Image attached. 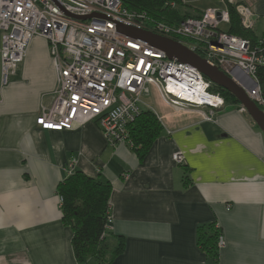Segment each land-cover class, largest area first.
Returning a JSON list of instances; mask_svg holds the SVG:
<instances>
[{
    "label": "crops",
    "instance_id": "0c3cea01",
    "mask_svg": "<svg viewBox=\"0 0 264 264\" xmlns=\"http://www.w3.org/2000/svg\"><path fill=\"white\" fill-rule=\"evenodd\" d=\"M237 2L252 10L261 38L264 0ZM185 4L200 10L190 17L222 7L220 0ZM56 90L48 43L36 37L0 93V264H100L77 260L62 219L57 186L72 156L75 170L112 187L105 237L112 249L104 242L101 264H264V136L238 107L212 114L174 108L161 93L162 109L143 99L163 132L140 160L128 145H110L95 122L64 131L38 126ZM211 223L225 240L216 263L197 244L198 227Z\"/></svg>",
    "mask_w": 264,
    "mask_h": 264
},
{
    "label": "built area",
    "instance_id": "2783aa9c",
    "mask_svg": "<svg viewBox=\"0 0 264 264\" xmlns=\"http://www.w3.org/2000/svg\"><path fill=\"white\" fill-rule=\"evenodd\" d=\"M220 2L221 8H208L200 17L167 23L131 11L121 0H0V93L32 40L40 37L48 43L58 84L53 103L36 120L43 130H74L95 122L110 145L133 148L129 127L144 109L153 83L174 108H208L213 113L223 107L222 95L195 67L120 33L122 25L176 40L222 69L264 109L257 75L264 65V47L222 28L230 22L229 5L246 29H253V12L237 0ZM173 158L178 165L185 161L181 151ZM76 161L70 160L67 174L73 173ZM224 246L221 235L219 250Z\"/></svg>",
    "mask_w": 264,
    "mask_h": 264
},
{
    "label": "trees",
    "instance_id": "16d2710c",
    "mask_svg": "<svg viewBox=\"0 0 264 264\" xmlns=\"http://www.w3.org/2000/svg\"><path fill=\"white\" fill-rule=\"evenodd\" d=\"M121 1L131 11L145 12L148 16L167 23H178L190 17L176 8V5H185L183 0ZM172 4H175V7H172ZM228 9L230 22L226 25L225 31L231 35L249 39L253 46L261 45L264 47V34L258 38L252 29H246L242 26L241 18L234 5H229ZM257 75L264 94V65L258 68ZM212 87V89L219 88L225 96L233 97L214 84ZM236 102L238 101L236 100ZM260 108L264 111L262 107ZM162 132L163 127L157 115L150 109H143L129 127L130 137L134 143L133 150L140 160L146 157ZM188 181V176L184 175V183L187 184ZM111 191L112 187L109 183H103L78 170H74L72 174H67V177L57 186V193L63 198L62 219L64 224L69 226L73 232L72 246L80 263L87 258H94L100 264L105 261L106 248L104 242L106 235L104 233L110 218ZM220 236L221 230L215 223L198 227L197 244L207 257L215 263L219 259L218 240ZM123 245L121 242L114 251V256L121 252Z\"/></svg>",
    "mask_w": 264,
    "mask_h": 264
},
{
    "label": "water",
    "instance_id": "95a60500",
    "mask_svg": "<svg viewBox=\"0 0 264 264\" xmlns=\"http://www.w3.org/2000/svg\"><path fill=\"white\" fill-rule=\"evenodd\" d=\"M74 18L84 20L88 17ZM117 29L120 33L130 38L145 42L165 52L170 59H176L179 62L195 67L212 84L231 94L246 111L260 132L264 134V111L248 96L243 88L218 66L210 64L205 58L171 38L151 31L138 30L122 25H119Z\"/></svg>",
    "mask_w": 264,
    "mask_h": 264
},
{
    "label": "rangeland",
    "instance_id": "374dc122",
    "mask_svg": "<svg viewBox=\"0 0 264 264\" xmlns=\"http://www.w3.org/2000/svg\"><path fill=\"white\" fill-rule=\"evenodd\" d=\"M185 4V3H184ZM183 5V4H182ZM195 4H193V5H190V6H186V4L184 5V6H177L176 5V8L181 12V13H183V14H186V15H190V16H192V15H198L199 13H200V10L199 9H197V8H195V6H194ZM200 5L201 6H203L202 4H199L198 5V7L201 9L202 7H200ZM223 29H226V25H224L223 27H222ZM36 40H38V39H36ZM35 40V41H36ZM49 47V46H48ZM49 52H50V49H49ZM50 56H51V53H50ZM51 59H52V57H51ZM53 63V62H52ZM17 71V70H16ZM56 82H57V77H56ZM58 85V84H57ZM214 91H216V92H218V93H220L221 95H222V97H223V99H224V105H223V107H222V109H225V108H236V107H238V109H239V111H241L242 113H244L245 115H246V117L248 118V120H250L251 121V123L252 124H254V122L252 121V119L248 116V114L246 113V111L240 106V104L238 103V102H236V100L233 98V97H231V96H225L224 95V93H223V91H221L219 88H215V89H213ZM160 88L157 86V85H155L154 83L151 85V89H150V93L147 95V96H145V98H144V100L145 101H147L150 105H151V107H154V108H157V109H162L163 107H164V104H163V101H162V99H161V97H160ZM142 107L144 108V109H148L146 106H144V105H142ZM213 114V113H212ZM259 130V129H258ZM260 131V130H259ZM263 136H264V134H263ZM131 148V147H130ZM134 148V147H133ZM132 148V149H133ZM72 158H74V156H72L71 158H70V160L72 159ZM70 160H69V163H70ZM182 165V164H181ZM60 196V195H59ZM60 198H61V206H62V204H63V198L60 196ZM109 210H110V208H109ZM109 219H111V216H110V218ZM111 221H112V219H111ZM110 226H112V222L110 223ZM111 229H112V227H111ZM111 229H107V228H105V230H111ZM112 239L109 237V235H108V238H107V240H106V242H105V244L106 245H108V248L109 249H112V241H111Z\"/></svg>",
    "mask_w": 264,
    "mask_h": 264
}]
</instances>
